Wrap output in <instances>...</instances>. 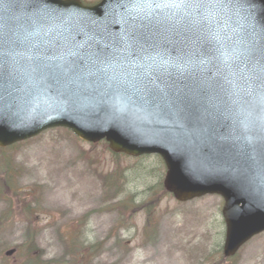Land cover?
<instances>
[{
    "label": "water",
    "instance_id": "95a60500",
    "mask_svg": "<svg viewBox=\"0 0 264 264\" xmlns=\"http://www.w3.org/2000/svg\"><path fill=\"white\" fill-rule=\"evenodd\" d=\"M128 14L127 0H103L94 7L77 0H3L0 37L25 18L48 15L62 17L86 37H102L111 43L128 29ZM233 15L257 45L264 41V0H233ZM157 40L156 47L148 51L160 77L161 95L156 104L141 103L126 94L125 87L135 89L117 65L109 68L104 83L95 77L74 83L24 78L18 86L0 80V146L65 126L86 141L106 138L115 152L132 156L158 153L168 167L165 187L178 201L206 194L224 197V255L234 256L244 243L264 231L260 117L255 115L246 128L228 98L215 94L217 70L197 57L195 44L188 58H182V70L160 71V67L177 63L170 50L181 45L172 32ZM11 55L9 52V58ZM202 88L209 89L207 96L201 95Z\"/></svg>",
    "mask_w": 264,
    "mask_h": 264
},
{
    "label": "rangeland",
    "instance_id": "374dc122",
    "mask_svg": "<svg viewBox=\"0 0 264 264\" xmlns=\"http://www.w3.org/2000/svg\"><path fill=\"white\" fill-rule=\"evenodd\" d=\"M14 150L19 188L0 205V264H264V233L224 260L223 199L176 202L157 156H117L62 129Z\"/></svg>",
    "mask_w": 264,
    "mask_h": 264
},
{
    "label": "snow or ice",
    "instance_id": "6c2138e0",
    "mask_svg": "<svg viewBox=\"0 0 264 264\" xmlns=\"http://www.w3.org/2000/svg\"><path fill=\"white\" fill-rule=\"evenodd\" d=\"M127 3L128 29L111 43L102 37H86L62 17L37 15L13 25L0 37V80H10L18 86L24 78L74 83L95 77L104 83L109 68L117 65L122 77L132 82L135 89L125 87L124 92L133 100L156 104L161 95L160 77L148 51L156 47L157 37L172 32L181 45L170 50L177 63L159 70H182L183 59L188 58L195 44L197 57L217 70L215 94L228 98L246 128L258 115L260 131L264 133V41L257 45L238 26L233 0H127ZM4 48L8 51H3ZM136 84L140 87L136 88ZM200 91L201 95L209 94L208 88Z\"/></svg>",
    "mask_w": 264,
    "mask_h": 264
},
{
    "label": "trees",
    "instance_id": "16d2710c",
    "mask_svg": "<svg viewBox=\"0 0 264 264\" xmlns=\"http://www.w3.org/2000/svg\"><path fill=\"white\" fill-rule=\"evenodd\" d=\"M11 152L12 149L0 150V199L3 198L6 190L18 189L17 177L13 173V160L9 156ZM26 211L30 213V208L27 207ZM29 233L30 231L27 233L28 236Z\"/></svg>",
    "mask_w": 264,
    "mask_h": 264
}]
</instances>
